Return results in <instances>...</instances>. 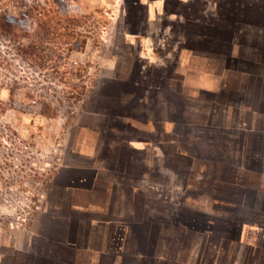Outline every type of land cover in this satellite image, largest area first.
Masks as SVG:
<instances>
[{
    "label": "crops",
    "instance_id": "0c3cea01",
    "mask_svg": "<svg viewBox=\"0 0 264 264\" xmlns=\"http://www.w3.org/2000/svg\"><path fill=\"white\" fill-rule=\"evenodd\" d=\"M131 1L121 43L127 45L130 34L140 52L131 54L135 64L129 79L122 75L116 85L132 93L133 105L143 98L139 92L151 93L152 101L163 92V106L168 102L179 108L178 139L184 145L176 149L179 160L216 174L217 188L228 195L216 203L217 218L225 220L232 236L219 263L264 264V0ZM144 45L147 54L141 53ZM149 148L130 144L122 152L108 150L110 164L94 163L96 153L84 155L90 162L69 171L63 190H85L74 184L87 177L86 190L102 203L85 207L70 202L68 210L52 215L51 228L36 227L26 234L17 260L153 264L150 258L156 255V263L164 264L165 252L132 251L124 243L129 228L131 244L139 225L141 233L148 229L145 222L137 223L145 197L133 189L153 188L145 178L158 160ZM95 182L97 189H91ZM124 187L131 190L130 197H124ZM209 202L213 206L212 197Z\"/></svg>",
    "mask_w": 264,
    "mask_h": 264
},
{
    "label": "rangeland",
    "instance_id": "374dc122",
    "mask_svg": "<svg viewBox=\"0 0 264 264\" xmlns=\"http://www.w3.org/2000/svg\"><path fill=\"white\" fill-rule=\"evenodd\" d=\"M131 4V0L1 3V9L15 15L17 22L26 27L30 22L36 26L35 21L41 17L38 20L49 22L54 34L42 38L44 45L39 57L32 59L16 49L19 42L28 45L31 37L17 40L0 32V264H22L17 260L22 257L18 248L23 247L26 234L36 227L51 228L52 215L68 210L70 202L85 207L102 203L86 190L87 177L74 184L85 190L74 188L67 192V187L63 190L61 182L68 178L69 171L90 162L84 155L96 153L94 163L110 164L105 157L108 150L122 152L130 144L149 146L154 159L162 157V147H181L180 110L168 102L163 106V92L156 94L159 101L157 98L152 101L151 93L139 92L137 96L143 98L133 105L132 93L116 85L122 77L129 79L135 64L132 56L140 52L136 38L130 34L126 35L128 44L121 43L120 31ZM131 41L135 43L129 44ZM147 51L144 45L141 53ZM186 167L192 171L186 180L172 172L169 184L151 174L145 180L153 188L133 189L147 201L143 205L140 202L137 223L145 222L149 234L155 231L150 218L161 211L157 208L160 201L162 204L166 201L167 215L174 205L178 210L183 201L192 208L216 212L207 193L195 196L188 191L193 185L196 188L201 185L204 172ZM97 183L91 189H97ZM130 191L124 187V197H130ZM202 198L207 200L200 203ZM131 234L129 228L124 236L128 246ZM209 243L204 240L203 248ZM194 249L197 257L200 244ZM219 251L224 257L226 248L220 247ZM210 252L209 247V255Z\"/></svg>",
    "mask_w": 264,
    "mask_h": 264
},
{
    "label": "flooded vegetation",
    "instance_id": "af4514ba",
    "mask_svg": "<svg viewBox=\"0 0 264 264\" xmlns=\"http://www.w3.org/2000/svg\"><path fill=\"white\" fill-rule=\"evenodd\" d=\"M183 146L181 144V148H184ZM162 149L163 156L161 158L157 157L158 159L156 160L158 161L155 163V170L152 175L160 181L169 182L170 184L171 179L169 173L176 172L179 178L184 177V180H186L192 171H188L186 169L187 165H184L179 160L176 148L167 149L162 147ZM162 167L169 171L162 169ZM199 183L201 185L197 188L193 185L188 191L195 196L207 193V196L212 197L214 200V209H217L216 203L218 198L227 199V192L222 188H217L216 174L204 172ZM184 185H186L185 181ZM160 202H158L157 208L161 211L155 214L153 213L154 216L152 218L149 217L151 219V227L153 226L155 231L149 234L148 230H145L133 240V244H131L132 238L128 239L132 246H128L127 241H125L126 248L132 249V251L140 250L150 254L161 250L165 252L164 264H184V262L186 264H218L226 258L228 243L232 240V236L224 228L226 224L223 222L225 220H218L216 212L207 213L200 208H192L183 201L179 205L178 210L174 205V210L167 215V211H165L166 201H163L164 204ZM150 203H153V206H155L154 201L152 202L150 200ZM160 230H164V232H160ZM166 231L168 233H165ZM161 237H165L166 242L165 240L161 241ZM204 240L210 241V245H205V248H203ZM197 243L200 244V251L196 257V253L194 254L193 252H195L194 247L197 246ZM209 247L211 249L210 255L208 253ZM220 247L226 248V253L223 254L224 257L219 254ZM150 259L153 264H157L156 255H151Z\"/></svg>",
    "mask_w": 264,
    "mask_h": 264
},
{
    "label": "trees",
    "instance_id": "16d2710c",
    "mask_svg": "<svg viewBox=\"0 0 264 264\" xmlns=\"http://www.w3.org/2000/svg\"><path fill=\"white\" fill-rule=\"evenodd\" d=\"M4 0H0V32L13 37H17V40H20V37H31L28 45L18 43L16 49L19 54L27 55L32 57V59L39 57V50L43 48L42 38H47L49 35L54 34L51 30V26L48 23H41L39 20L41 17L35 21L36 26H33L32 23L24 25V23L17 22V17L8 12L7 9H1V3ZM34 23V24H35ZM28 24V23H27ZM59 24V23H58ZM42 32V35H41ZM3 86V84H1ZM11 95H13V90L10 89Z\"/></svg>",
    "mask_w": 264,
    "mask_h": 264
}]
</instances>
